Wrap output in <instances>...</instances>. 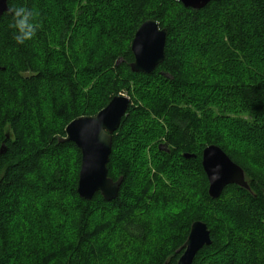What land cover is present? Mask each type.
<instances>
[{
	"label": "trees",
	"instance_id": "trees-1",
	"mask_svg": "<svg viewBox=\"0 0 264 264\" xmlns=\"http://www.w3.org/2000/svg\"><path fill=\"white\" fill-rule=\"evenodd\" d=\"M120 1L119 8V0L6 2L8 8L24 4L32 10L38 27L30 40L18 45L9 14L0 16V264H176L195 221L207 226L211 244L192 264H233L248 249L254 255L248 264H264V75H247L234 56L247 57L245 47L260 38L253 43L252 58L258 54L255 63L264 68V24L254 29V36L243 28L253 16L264 19V0H255L256 10L243 9L237 0L236 14L228 12L222 31L209 29L205 38L214 52L197 49L202 58L184 68L169 63L170 37L178 31L188 35L174 21L178 18L171 7L181 12L180 21L202 16L199 23L204 24L216 8L232 7L233 0L211 2L198 11L177 0H161L156 9L152 0ZM169 13L171 24L165 20ZM109 19L112 23L95 33L92 42L97 62L92 69L81 68L79 56L91 44L92 26ZM147 20L167 32L164 59L151 74H135L129 69V46ZM120 43L126 50L117 53L114 46ZM104 46L107 51L99 54ZM187 69L190 77L185 79ZM83 71L96 76V86L104 84L102 95L108 93L100 101L89 99L90 109L77 107L88 82ZM80 74L82 84L76 76ZM139 80L150 87L158 82L170 93L145 90L142 96H129L127 112L111 137L107 164L112 181L122 178L117 197L105 202L96 193L90 200L81 199L76 192L81 154L74 144L59 142L65 127L81 116L96 115L127 81ZM202 91V98L188 107L192 93ZM216 92L219 101L211 98ZM70 100L75 104L63 105ZM119 135L126 138L117 146ZM209 145L218 146L243 170L250 191L228 185L217 199L208 197L201 153ZM120 146L129 168L114 174ZM147 154L155 168L152 176L146 169ZM162 161L169 167L164 178ZM110 205L112 210L106 209ZM178 205L183 209L176 213ZM166 209L170 211L162 212ZM152 211L164 220L174 216V221L157 229L144 214ZM175 219L178 227L172 228Z\"/></svg>",
	"mask_w": 264,
	"mask_h": 264
},
{
	"label": "water",
	"instance_id": "water-1",
	"mask_svg": "<svg viewBox=\"0 0 264 264\" xmlns=\"http://www.w3.org/2000/svg\"><path fill=\"white\" fill-rule=\"evenodd\" d=\"M186 9L198 11L211 2L220 0H177ZM7 0H0V16L6 12ZM166 30L152 20L143 22L136 30L130 44L133 61L129 69L135 74H151L163 62ZM130 105L125 96L113 97L108 104L92 117H80L65 127V138L78 148L81 164L76 192L81 199L90 200L99 193L105 202L117 197L122 178L112 181L107 176V164L111 153L112 135L119 128ZM106 113V118L101 117ZM4 146L0 148V154ZM189 159L190 155H183ZM201 166L208 182V197L217 199L228 185H236L250 191L243 170L215 145L205 147L201 153ZM211 244L207 226L201 221L191 224L182 246V254L176 264H192L196 254Z\"/></svg>",
	"mask_w": 264,
	"mask_h": 264
},
{
	"label": "rangeland",
	"instance_id": "rangeland-1",
	"mask_svg": "<svg viewBox=\"0 0 264 264\" xmlns=\"http://www.w3.org/2000/svg\"><path fill=\"white\" fill-rule=\"evenodd\" d=\"M160 2H161V0H152L151 4L156 9V7H155L156 4L157 3H160ZM236 2H237V0H233L232 1V4H233L232 7L231 6H228V7H225V8H222V7L216 8L215 11H214V14L215 15L212 16V17H210L209 19L207 18L206 19V22L204 24L199 23V21L202 19L201 18L202 16L201 17H199V16L198 17L190 16L188 18H185L184 19L185 20L184 22L180 21L181 18H182L181 17V15H182L181 12L177 9V7H171V13H172V15L174 17L178 18L176 20L174 18V21H176V24L178 25L179 28H182L184 30L183 32H185L186 34H188V35H183L182 36L181 35V32L178 31V32L174 33L170 37V39H169L170 40V43H169L168 46L170 48L172 47V49H171L172 51H171V54H170V57H169V59H170L169 63L171 64V66L172 65L173 66H177V67L182 66L184 68L188 64H190V66L193 65L194 64V61H196V60H193L194 58H198V59H201L202 58L201 56L198 55L199 54V51L197 49L202 50V51L204 50L206 53H209L210 52V54H212L214 52V49L211 50L212 49V46H213V43H209V40L206 41V39H205L206 36L209 34L208 32H210L209 29H211L212 31L213 30H218L220 28L222 29L221 23L225 22V20H226L225 18L228 15V12L233 13V11H235L234 10V4H236ZM240 2L241 3L238 6H241L245 10H249V9L256 10V9H259V6H257V2H255V0H241ZM121 4H122V2L119 0V2H117V4H116V7L117 8L121 7ZM243 9H241V10L244 11ZM171 13L167 14V15H169L168 17L167 16L165 17L166 18L165 20H166L167 24H171L172 23L171 21L173 20V18H172ZM233 14H236V11ZM121 16H123V15H121ZM111 20L110 21L105 20V21H102L101 23H98V20H97L94 23V25L92 26V30H93L92 33H94V34L91 35V37L88 35V37L92 40L91 41V44H90V42H89V44L87 43L88 47L85 49L84 53L80 54V56H79V57H81L80 58L81 59V62H80L81 68H84V69H90L91 68L92 69V66L94 65V63L97 62V60H95V57L93 58V54L94 53H92L93 50H91V48H93V43L92 42L95 39L94 38V35H95V33L98 35L102 31V29H106L112 23ZM197 20H198V22H197ZM262 23L264 24V19H260L259 17L253 16V19L251 18V20H247L245 22V24L243 25V28H244V30L250 32L251 35H253L254 34L253 33L254 32V29L255 30H256V28L258 29L259 28L258 26H260V24H262ZM190 31L192 33H190ZM221 37H223L222 40H226V38H225V36H223V34H221ZM255 37H257V36L255 35ZM259 39L260 38H256V39L254 38V41L255 42H253V38H252L251 39L250 46L247 45L248 47H245L247 49L244 50V52L246 53V56L247 57L244 58L241 55V53H237V54L234 55L237 58V62L240 63L241 65H243L241 67H244L245 71L249 72V73H247V75L248 74L249 75H253L254 74L253 77H255L258 74L264 75V71H263L264 68H261L260 66H258L259 64L255 63V60L258 57V54H256V58L255 59L252 58V52L255 53V50H254L253 47H256V45L253 46V43L254 44L257 43ZM225 43L227 44V41H225ZM180 45H182L181 48H179ZM227 46H228V44H227ZM114 48H115L114 50L117 53L118 52L122 53V52H124L126 50V44H123L122 45V43H120V44L114 46ZM106 49L107 48L105 46L103 48H99L98 49V50H100V53L99 54H102V53L106 52L107 51ZM98 50H96V51H98ZM208 50H209V52H208ZM169 51H170V49H169ZM215 53L218 54V52H215ZM92 62H94V63H92ZM120 62H121V60H118L116 64H119ZM252 63H253V65L255 67L258 66V69L259 70H257L252 65ZM184 64H186V65H184ZM81 70L79 71L80 73H82ZM187 70L188 71H187L186 75H184L185 76V79L190 77V76H187L188 75V72H189V69H187ZM84 72H86V71H83V74H84ZM76 76L81 79L80 83L82 84L84 82L82 75L80 74V75H76ZM84 76L88 80V82L85 83L82 86V89H83L82 90V95L80 96V99L77 101V107L78 108H82V107L85 106V109H90L89 108L90 106H88L89 104H91L89 102V99L90 100H93V101L94 100H99L100 101L103 97L105 98L106 96H108V95H106L108 93H106L105 95H102L101 91L102 90H105V86L101 82V80H100L101 83H99V86H96V85H98V84L94 83V78L96 76L91 75V76L87 77L86 74H84ZM103 82H105V81H103ZM139 82H141V84H139ZM151 87L148 84H146L145 81L142 82V80H139V81H127L126 84H125V86L124 87L122 86L120 88V91L117 92V96H125V97H128V98H129V96H133V97H137L138 95L139 96H142V94H143V92H145V90H151V91H154L156 93L158 92L159 95L161 93L162 96L164 94L170 93V92H167L163 86L159 85L158 82H154L151 85ZM203 93H204L203 91L201 93H199V92L192 93V96L190 97V105L188 107L193 108V106H194L193 101H196V100H199L200 98H202V95L201 94H203ZM156 98H158V97H155L154 99H156ZM211 98H214V100L215 99L217 100V98H218L217 101H219L220 93H217V92L214 93V94L212 93L211 94ZM75 102H76V100H70V101H67L66 103H64V104L62 103V104L63 105H67V106H72V104L74 105ZM214 102H209V105L208 106L211 107V108H213L215 111H217V107L214 105L215 104ZM182 103L185 104V105H187L184 101ZM131 104H133V103H131ZM43 108H45V107H43ZM135 116H140V114H137ZM84 117H87V116H84ZM89 117H92V116H89ZM5 131H6V134H5L6 137L9 136L8 133H7V130H5ZM124 135L117 136V138H118L117 140L119 142V144H117V146L122 145V143L123 144L125 143L124 140H123V138H126V137ZM160 140H162V139H160ZM162 143H164V142H162ZM150 145H152V143ZM122 148L123 147L120 146L118 148L117 152L114 155L115 156V159L114 160L117 162V164L113 166V172H114V174L121 173V172H123V173L125 172L126 173V171L129 168L127 166V163L124 161V158L122 157L123 156L122 153L124 151V149H122ZM129 160L127 159L126 161H129ZM147 161H149V163H148V165H146V169H147L148 172H150V175L152 176L154 174L155 168L153 166V163L151 162V155H149V154H147ZM122 162H125V164L122 163ZM120 163H121V165H120ZM162 163H163L162 170H161V173L160 172L159 173L164 178L165 177V174H166L165 171H167L169 169V167H167L168 165L167 166H164L165 163L163 161H162ZM175 192H177L178 194H180V192H182V191H181V189H177V191H175ZM125 202L126 201H122L123 204ZM175 203H179V200H176ZM229 205H231V204H229ZM193 206H195V204ZM206 207H207V205H206ZM180 208H181V205H178V206L175 207V209H177L176 213H178V210H180ZM184 208L186 209V207H184ZM106 209L112 210V206L111 207L108 206V207H106ZM181 209H183V207ZM168 211H170V210L169 209H166V210H163L162 212L165 213V212H168ZM218 211L222 212L219 209H218ZM144 214H145V216L147 218L150 219V221H153V225H156V226L159 225L157 227V229H160V230L163 229L164 227L170 225L171 222L174 221V218H173L174 216L167 217L164 220V219L158 218V215L159 214L155 213L154 211H152L151 214H149L147 212L144 213ZM226 215H227V213H226ZM228 215L225 216V218H227ZM177 223H179V219L176 220V223L172 225V228L178 227V224ZM168 233H169V231H168ZM147 252H145L144 254L148 255L149 253H147ZM208 256L209 255H206V257H208ZM250 258H254V255L250 251V249H248V250H243L241 252V254L237 255V257L236 258H233V260H231V261H232L233 264H239V263L243 264V262L245 264H248V261H249ZM216 260H218V258H216Z\"/></svg>",
	"mask_w": 264,
	"mask_h": 264
},
{
	"label": "clouds",
	"instance_id": "clouds-1",
	"mask_svg": "<svg viewBox=\"0 0 264 264\" xmlns=\"http://www.w3.org/2000/svg\"><path fill=\"white\" fill-rule=\"evenodd\" d=\"M10 16L9 27L14 30V40L19 44L30 40L38 25L35 23L36 14L24 4L9 7L6 9Z\"/></svg>",
	"mask_w": 264,
	"mask_h": 264
},
{
	"label": "snow or ice",
	"instance_id": "snow-or-ice-1",
	"mask_svg": "<svg viewBox=\"0 0 264 264\" xmlns=\"http://www.w3.org/2000/svg\"><path fill=\"white\" fill-rule=\"evenodd\" d=\"M101 117L106 118V113H101Z\"/></svg>",
	"mask_w": 264,
	"mask_h": 264
}]
</instances>
